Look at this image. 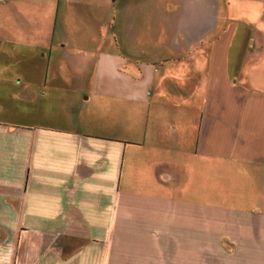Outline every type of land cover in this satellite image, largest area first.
Here are the masks:
<instances>
[{
  "label": "crops",
  "instance_id": "1",
  "mask_svg": "<svg viewBox=\"0 0 264 264\" xmlns=\"http://www.w3.org/2000/svg\"><path fill=\"white\" fill-rule=\"evenodd\" d=\"M118 3L90 65L0 66V264H264V0Z\"/></svg>",
  "mask_w": 264,
  "mask_h": 264
},
{
  "label": "rangeland",
  "instance_id": "2",
  "mask_svg": "<svg viewBox=\"0 0 264 264\" xmlns=\"http://www.w3.org/2000/svg\"><path fill=\"white\" fill-rule=\"evenodd\" d=\"M107 1L108 8L104 6L105 4H101L99 8L87 7L80 11L85 12L91 9L96 18H109L108 31L103 26L101 33L95 32V22L91 20V16L79 18L77 26L86 27L85 36L79 38H75L71 33L68 17H63L61 22H58L57 16L55 17L53 13L56 8L46 7L45 18H40L38 21L24 13L27 9L23 11L22 8H16L15 11L21 14L17 16L10 14L14 18L7 20L8 28L0 32V66H36L38 60L40 66H48L46 61L49 57L51 60L49 66L90 65L93 58L91 59L86 51H92L95 58L103 49H107L109 38L114 42L110 41V50L116 47L113 35L118 31L119 3L118 0ZM100 2L107 3L102 0ZM111 26L114 28L112 29ZM23 43H35V46L28 47ZM62 43L66 44V48L63 46L61 49L58 48V45ZM27 53H29V60ZM44 54L45 65L41 58ZM38 55H40L39 58Z\"/></svg>",
  "mask_w": 264,
  "mask_h": 264
}]
</instances>
